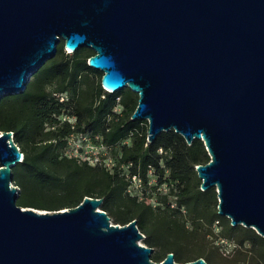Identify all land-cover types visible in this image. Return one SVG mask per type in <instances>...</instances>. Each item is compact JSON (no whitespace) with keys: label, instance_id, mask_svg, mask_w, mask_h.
I'll return each mask as SVG.
<instances>
[{"label":"water","instance_id":"water-1","mask_svg":"<svg viewBox=\"0 0 264 264\" xmlns=\"http://www.w3.org/2000/svg\"><path fill=\"white\" fill-rule=\"evenodd\" d=\"M61 41L94 52L106 93L137 95L131 120L147 122L148 143L170 130L201 140L200 190L215 188L217 214L264 238V0H0V99L22 93ZM22 157L0 131V264H207L171 252L153 262L136 221L113 224L102 199L17 205Z\"/></svg>","mask_w":264,"mask_h":264},{"label":"trees","instance_id":"trees-1","mask_svg":"<svg viewBox=\"0 0 264 264\" xmlns=\"http://www.w3.org/2000/svg\"><path fill=\"white\" fill-rule=\"evenodd\" d=\"M93 54L84 47L66 54L61 41L22 93L0 99V131L13 134L23 155L11 169L19 189L16 204L57 211L77 206L84 197L102 199L100 209L113 224L136 221L145 246L154 250L153 262L171 252L177 263L202 258L207 264H264V238L251 228L232 227L217 214L215 188L200 190L195 167L209 161L203 142L187 145L170 130L147 143L146 122L131 120L137 95L127 88L105 93L101 72L87 65ZM63 93L69 99L61 103L56 95ZM116 106L122 108L120 114L113 112ZM62 114L75 117L73 130L59 123ZM72 132L98 136L111 157L119 154L120 164H132L130 174L145 179L150 167L166 192L156 195L152 187L139 200L126 193L128 181L120 172L61 156L62 138Z\"/></svg>","mask_w":264,"mask_h":264},{"label":"built area","instance_id":"built-area-1","mask_svg":"<svg viewBox=\"0 0 264 264\" xmlns=\"http://www.w3.org/2000/svg\"><path fill=\"white\" fill-rule=\"evenodd\" d=\"M56 98L61 103L67 102L69 99L66 93L57 94ZM121 110L122 108L120 106H116L113 112L120 114ZM57 120L59 123H68L72 130L75 128L76 119L74 116L62 114L57 117ZM62 141L65 144L61 151V156L74 158L78 162L87 163L91 166H103L106 170L111 172H120V175L124 176L128 181L126 193L130 196L142 200L149 193L147 191L152 187H155L154 193L156 195L164 194L166 192L163 185H157L158 175L154 170L149 167V170L145 174V179L141 178L139 174H130V167L132 164L130 162L127 164H120L118 161L120 157L119 154L116 156L112 155L111 157L109 153L110 149L100 143V138L98 136L91 137L89 133L72 132L69 135L64 136ZM122 144H128V140H124ZM157 154L161 155L163 154V151L158 149ZM152 204L155 205V201H153Z\"/></svg>","mask_w":264,"mask_h":264},{"label":"rangeland","instance_id":"rangeland-1","mask_svg":"<svg viewBox=\"0 0 264 264\" xmlns=\"http://www.w3.org/2000/svg\"><path fill=\"white\" fill-rule=\"evenodd\" d=\"M65 53H66V54H70L69 52H66V51H65ZM101 74H102V73H101ZM15 187H16V186H15ZM16 188L18 189V187H16ZM18 190H19V189H18ZM143 237L145 238L144 235H143ZM144 238H142L140 241H138V243L141 244V245H145L144 242H143ZM219 244L224 245V247H225L228 251L231 250V248H232L231 245H229V244H225V243H223V242H220Z\"/></svg>","mask_w":264,"mask_h":264}]
</instances>
